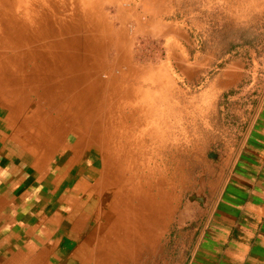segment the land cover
I'll return each mask as SVG.
<instances>
[{
    "label": "rangeland",
    "instance_id": "obj_1",
    "mask_svg": "<svg viewBox=\"0 0 264 264\" xmlns=\"http://www.w3.org/2000/svg\"><path fill=\"white\" fill-rule=\"evenodd\" d=\"M11 1L21 17L31 10L70 23L93 14L82 31L94 28L96 47L82 64L83 110L112 160L104 210L108 231L124 242L108 262L187 264L199 233L215 220L217 198L264 92V0ZM233 71L240 79L227 82ZM86 137L82 144L91 142ZM160 220L157 242L146 244ZM90 222L82 226L86 242ZM94 264L106 263L99 257Z\"/></svg>",
    "mask_w": 264,
    "mask_h": 264
},
{
    "label": "crops",
    "instance_id": "obj_2",
    "mask_svg": "<svg viewBox=\"0 0 264 264\" xmlns=\"http://www.w3.org/2000/svg\"><path fill=\"white\" fill-rule=\"evenodd\" d=\"M228 76L230 83L241 77L237 71ZM21 98L17 93L12 104L0 99V264H85L97 252L95 244L86 247L89 234L82 229L91 213L82 199L77 211H66L65 196L48 189L51 170L64 183V157L77 148H67L64 117L51 116L46 103L30 102V90L29 99ZM39 110L43 115L35 117ZM230 173L215 204V220L199 233L187 264H264V92ZM162 227L160 220L156 241L146 244L157 242Z\"/></svg>",
    "mask_w": 264,
    "mask_h": 264
},
{
    "label": "bare ground",
    "instance_id": "obj_3",
    "mask_svg": "<svg viewBox=\"0 0 264 264\" xmlns=\"http://www.w3.org/2000/svg\"><path fill=\"white\" fill-rule=\"evenodd\" d=\"M3 1L0 0V99L12 104L16 100L17 93L19 98L29 99L27 92L30 90V102L35 100L40 105L46 103L50 105V111L53 113L51 116L64 117L63 135L68 143L67 148L71 149L72 145L77 149L73 151V155L66 154L64 157V183L59 182V172L54 173L51 170V184L48 189L55 197L65 196L66 211H77L78 200H84L83 205L84 208L86 206V212L91 213L90 223L94 230L93 236L87 240L88 247L95 244L97 253L100 247L103 253L99 256L100 261L107 264L112 257H115L113 254L118 244L122 246L124 242L116 241L114 234L108 231V219L104 210L113 190L112 180L108 178L111 165L107 164L112 160L110 155L106 154V144L99 136L98 130L90 127V115L88 116L87 111L83 110L87 96L85 93L88 90L82 87L83 80H86L82 64L85 60L90 61L95 57L96 47L92 44L94 28L91 27L87 35L82 31L84 23L89 24L93 19V14L88 13L85 18L74 16L70 23L45 13L32 16L31 10L30 14L24 11V17H21L11 0H6L8 10L2 8ZM80 43L84 44L83 51L86 55L79 59ZM42 113L39 110L38 115L34 113V116L41 117ZM86 136L91 137V142L82 144V139L87 138ZM50 150L52 152L53 147ZM79 150L83 153L80 154ZM52 156L50 155L49 158ZM106 164L109 170L103 173V166ZM50 165L53 169V158L50 159ZM132 194L137 195V191H132ZM93 199H96V202L93 206L87 207L86 202ZM156 238L157 236L153 242ZM95 251L85 264H94L99 258L95 257L97 254Z\"/></svg>",
    "mask_w": 264,
    "mask_h": 264
},
{
    "label": "trees",
    "instance_id": "obj_4",
    "mask_svg": "<svg viewBox=\"0 0 264 264\" xmlns=\"http://www.w3.org/2000/svg\"><path fill=\"white\" fill-rule=\"evenodd\" d=\"M251 42H252V41H245V43H247V44H249V43L251 44Z\"/></svg>",
    "mask_w": 264,
    "mask_h": 264
}]
</instances>
